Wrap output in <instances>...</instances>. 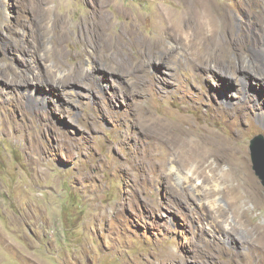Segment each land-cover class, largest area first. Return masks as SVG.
I'll return each instance as SVG.
<instances>
[{"label":"rangeland","instance_id":"rangeland-1","mask_svg":"<svg viewBox=\"0 0 264 264\" xmlns=\"http://www.w3.org/2000/svg\"><path fill=\"white\" fill-rule=\"evenodd\" d=\"M263 50L264 0H0V264H264Z\"/></svg>","mask_w":264,"mask_h":264},{"label":"bare ground","instance_id":"bare-ground-1","mask_svg":"<svg viewBox=\"0 0 264 264\" xmlns=\"http://www.w3.org/2000/svg\"><path fill=\"white\" fill-rule=\"evenodd\" d=\"M262 55H263V59H264V50L262 52ZM263 66H264V63H263ZM258 70H260V72L258 73L256 71L257 73H255V71L253 72V70H251V68H245L244 69V71L248 73V76H247L248 81L253 82L251 80V77H253L256 80V86H259V87L264 89V67L261 69H258ZM251 85H253V84H251ZM252 88H254V87H252ZM256 88H258V87H256ZM178 130H179L180 140L178 142V147L176 150L177 153L175 155L177 158L176 162H178V164H177V166L174 165V167L179 169V172H180L181 176H183V178H185V179L190 178L189 174L184 173L185 169L192 166L191 169H189V172H193V167L203 166V165H206L208 162H210L209 159L211 156L214 157L212 164H215V166L217 168L222 164L223 161L232 160L233 163L241 164L242 172L244 174V178H246V179L251 178V175H250V172L248 169L249 167L247 164L245 152H242L241 150H239L237 148L238 146L236 147L235 144H231L227 140V138H224L221 135H217L215 132L203 130L200 127L194 125L192 122H190L188 120H184V119L180 120V122L178 124ZM165 161H167V160H165ZM165 164L166 163L164 162V165L163 164L162 165L165 167ZM204 167H206V166H204ZM221 178H223L225 180H230V179L234 178V176L232 174H228V172H225V174L222 175ZM228 190L230 191V188ZM246 192L243 193L242 195L246 196ZM249 196H250V194H249ZM256 198H258V197H256ZM240 199H242V198H240ZM235 202H236V200H235ZM236 204H239L238 201L236 202ZM259 204H260V202H259ZM242 212L243 211L240 212L242 216L244 214L249 213L248 210H244V214ZM224 213H226V212H224ZM253 226L255 228H258L259 225H258V223H256ZM259 230H262V229H257V231H259Z\"/></svg>","mask_w":264,"mask_h":264},{"label":"water","instance_id":"water-1","mask_svg":"<svg viewBox=\"0 0 264 264\" xmlns=\"http://www.w3.org/2000/svg\"><path fill=\"white\" fill-rule=\"evenodd\" d=\"M252 160L254 164V170L260 177L262 184L264 185V137L263 135H257L251 142Z\"/></svg>","mask_w":264,"mask_h":264}]
</instances>
